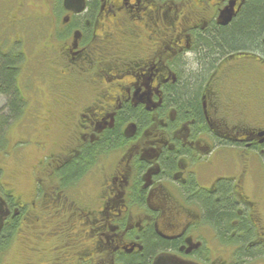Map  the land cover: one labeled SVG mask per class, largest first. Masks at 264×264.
<instances>
[{"label": "flooded vegetation", "instance_id": "1", "mask_svg": "<svg viewBox=\"0 0 264 264\" xmlns=\"http://www.w3.org/2000/svg\"><path fill=\"white\" fill-rule=\"evenodd\" d=\"M32 1L45 13H28ZM2 2L0 49L16 53L18 89L17 106L0 92L4 139L43 121L30 107L52 122L31 199L3 181L24 176L11 168L23 157L0 161V246L21 235L38 264H264V48L245 39L204 61L209 37L252 0ZM25 14L49 30L37 79L58 90L48 102L23 85ZM194 75L196 101L180 105Z\"/></svg>", "mask_w": 264, "mask_h": 264}, {"label": "rangeland", "instance_id": "2", "mask_svg": "<svg viewBox=\"0 0 264 264\" xmlns=\"http://www.w3.org/2000/svg\"><path fill=\"white\" fill-rule=\"evenodd\" d=\"M31 4L32 6L34 5L33 6L34 9L33 8L28 9V13H33V11L37 12L39 10L41 13H45L46 10H42V8L41 9L37 8L39 5L38 1L36 3L32 1ZM40 4H41V7L44 6L42 1L40 2ZM7 8L8 7L5 4H3L2 0H0V32L2 31L1 25L4 23L3 21L5 19L3 17V13ZM30 16L29 14L28 15L25 14L23 16V19L25 20L26 18V21L23 22L22 24L23 35L28 33L27 37L22 38L21 46H20L22 49V52L25 55V61L23 62V64H21L24 67L21 70V74H23L22 81H23V85L26 87V90L29 93L28 96L30 97L31 101L36 100V101L48 102L51 98L50 95H55L58 90L56 89V87L50 88L51 85L49 83L42 84L41 81L37 79L39 78L41 79L40 77L41 72H43L44 70L46 71L47 69L46 64H40V62L42 63L43 60L45 61L47 59L41 54V51L44 48V46H46L48 43V41L44 38H45V35L49 33V30L46 27L47 25L46 26L40 25V28L42 29V31L38 32L35 26L36 21L31 19ZM8 44L11 45L12 43L8 41ZM58 69L61 70V67L59 66ZM45 77H47V79L52 78L51 75L49 74L48 76L46 74ZM60 78L61 76L57 73L56 83L61 82ZM51 82H53V78ZM38 89L43 90L44 93L43 92L38 93ZM4 100L5 99H3L0 96V113L1 114L8 113L5 110V108L2 107L5 102ZM45 106H47V103H45ZM37 107L39 108H36V107H30V108L33 111H36V109L39 110V112L43 114V116H41L43 121H40L37 119L31 121L29 119L27 123L28 124L27 131H26V128L24 130V129H20L19 127H17L16 124L12 125V128L10 129L11 134H12L10 140L6 143L4 140L3 142L4 146L0 148V161L4 165L6 164V166L11 165L13 162H15L17 160V157L18 158L23 157L21 158L20 161L18 160L19 162H16L15 165L13 166L11 165V168L13 167V170H19L21 173L24 174V176L21 177V175H19L17 183L16 182L11 183L10 180L6 178H4L3 181L10 183L12 185L14 184L18 192L21 193L24 201L31 199V195L34 189L35 175L33 174L32 171L36 169L37 164H38L37 163L38 159H40L39 157L42 155V153L40 152V147L38 143L44 140V137L42 136V134L44 133L43 124L52 122V121H49L48 119L49 115L46 114L48 108L41 107V106H37ZM7 122L8 124H5L3 126V131H6L7 128H9L10 121H7ZM21 134H24V135H21ZM26 135L28 136H27V140L23 141L24 144L21 146H18L17 148L18 150L15 149L17 145H20V142H21L20 139L26 138ZM57 136L60 139V144L62 146L67 145L68 147L70 143V138L67 136H63V135H57ZM11 149H13L12 151H14V154L11 155L13 157H8L5 160L1 158L5 154H7L6 153L7 151ZM27 164L29 165V167H28V172L26 174ZM0 166H2L1 163H0ZM21 241H22V236L17 235L16 240L14 239V241L12 242V245L10 244V245L4 246L5 247L4 250L0 253V264H29L30 263L29 261H32V262L34 261L36 264H38L39 261L37 258H33V260L30 259L31 257L29 256L30 251H26L25 249L26 245L24 246L22 244L23 241L22 242ZM49 249H51L49 246L45 247V251L47 252L46 253L47 258L50 257L49 254L51 253Z\"/></svg>", "mask_w": 264, "mask_h": 264}, {"label": "trees", "instance_id": "3", "mask_svg": "<svg viewBox=\"0 0 264 264\" xmlns=\"http://www.w3.org/2000/svg\"><path fill=\"white\" fill-rule=\"evenodd\" d=\"M213 37H209V41L206 43L207 48L210 50L209 58L204 59L205 62H210L215 51H221L227 47H234L244 45V40L249 39L255 46L264 48V0H252L248 9L244 12L242 17L238 20L230 32H221V34H213ZM6 51L0 50V92L5 94L9 101L14 102L17 106V93L18 89L14 86L16 76V53L5 54ZM14 54V55H13ZM203 62V61H202ZM199 77L194 75L190 81H186L184 89L179 90L178 102L180 105H186L190 99L196 101L197 98V85L199 83ZM187 88V89H186ZM7 121V120H6ZM5 120H0V148H2L3 142H7L4 139L3 124L7 123ZM78 166V165H77ZM78 170L80 167H77ZM232 212V211H231ZM223 213V212H222ZM230 212H228L229 214ZM225 214H220V224H224ZM226 220V219H225ZM226 222V221H225ZM3 240H0V242ZM4 250V246H0V253ZM143 263L145 260H142ZM146 262V261H145ZM146 264V263H144Z\"/></svg>", "mask_w": 264, "mask_h": 264}]
</instances>
